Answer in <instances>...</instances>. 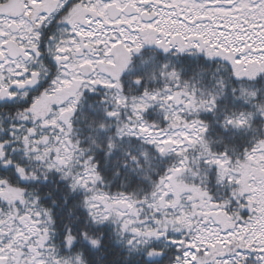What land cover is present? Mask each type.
I'll use <instances>...</instances> for the list:
<instances>
[{
	"label": "snow or ice",
	"instance_id": "6c2138e0",
	"mask_svg": "<svg viewBox=\"0 0 264 264\" xmlns=\"http://www.w3.org/2000/svg\"><path fill=\"white\" fill-rule=\"evenodd\" d=\"M0 264H264V0H0Z\"/></svg>",
	"mask_w": 264,
	"mask_h": 264
}]
</instances>
